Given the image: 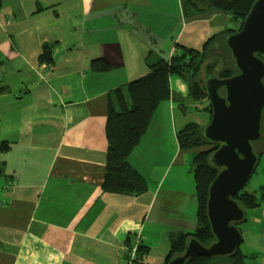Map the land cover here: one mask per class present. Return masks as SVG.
Wrapping results in <instances>:
<instances>
[{
    "label": "crops",
    "instance_id": "1",
    "mask_svg": "<svg viewBox=\"0 0 264 264\" xmlns=\"http://www.w3.org/2000/svg\"><path fill=\"white\" fill-rule=\"evenodd\" d=\"M139 5L154 9L151 0H0V143L7 142L0 152L7 170L0 180V264H133L136 244L146 248L140 264H165L169 233L195 230L197 208L185 204L195 197L188 157L178 149L167 157L163 144L165 125L180 117L173 103L183 108L187 98L175 76L169 85L180 100L158 106L127 158L146 191L126 196L101 188L107 94L142 75L148 53H125L124 43L141 41L139 32L117 26L128 16L152 34ZM105 10L115 32L92 19ZM221 16L202 31L179 12L174 44L198 49ZM43 44H54L50 67L37 60Z\"/></svg>",
    "mask_w": 264,
    "mask_h": 264
},
{
    "label": "trees",
    "instance_id": "2",
    "mask_svg": "<svg viewBox=\"0 0 264 264\" xmlns=\"http://www.w3.org/2000/svg\"><path fill=\"white\" fill-rule=\"evenodd\" d=\"M178 1L184 21L196 19L195 17L200 13H214L227 16L235 29L225 26L207 37L198 50L186 48L179 43L175 44V53L167 59L150 50L144 59L145 73L108 92L105 123L107 149L105 173L101 184L103 192L139 196L146 191L143 177L131 167L127 158L146 133L158 106L170 98L174 101L180 100L179 96L170 89V77L175 76L185 84L186 96L191 98L197 107L204 104L203 111L210 117L209 105L200 82L203 65L211 59H216L220 66L215 73L216 77L228 78L235 74L229 52L224 48L223 39L241 28V23L253 0ZM198 4H203V9L198 8ZM53 47L54 44L42 45L37 58L40 65L44 64L46 67L52 65L51 49ZM2 92L3 90L0 89V94ZM263 115L264 109L261 116V139L252 145L254 153L259 158L264 155ZM201 128L190 122L175 134L179 152L188 154L189 172L193 177L197 199L196 228L191 233H169L170 250L165 258V264L172 256L182 253L184 243L190 237L203 246H209L214 242L205 216V202L208 186L217 173V170L209 164L208 157L217 146L202 139ZM6 147L7 142H1L0 152H3ZM245 185L233 199L243 210H249L254 208L256 199L254 194L244 191ZM261 189L264 192V188ZM136 247L135 257L130 259L133 264H140L146 248L139 244H136ZM185 264H244V255L237 249L236 253L229 257H195L186 261Z\"/></svg>",
    "mask_w": 264,
    "mask_h": 264
},
{
    "label": "water",
    "instance_id": "3",
    "mask_svg": "<svg viewBox=\"0 0 264 264\" xmlns=\"http://www.w3.org/2000/svg\"><path fill=\"white\" fill-rule=\"evenodd\" d=\"M235 74L218 78L216 59L202 67L201 86L210 109L202 139L217 148L208 157L217 173L207 189L205 216L214 242L203 246L188 238L180 254L167 264H185L195 257H229L242 243L237 226L248 219L233 197L243 188L259 160L252 145L261 139L264 109V0H253L241 28L223 39Z\"/></svg>",
    "mask_w": 264,
    "mask_h": 264
},
{
    "label": "rangeland",
    "instance_id": "4",
    "mask_svg": "<svg viewBox=\"0 0 264 264\" xmlns=\"http://www.w3.org/2000/svg\"><path fill=\"white\" fill-rule=\"evenodd\" d=\"M151 2L154 4V9L152 11L146 10V7H142L140 5L138 7L139 10L137 11L138 16L140 15V17H142L143 15V17L149 22L150 26L148 28L152 31L151 35H149L148 31H145L146 33H148V35L143 34L141 31L146 28L144 24L140 20H139L140 23L138 24L136 21L131 19L132 17H128L127 14L124 15L125 11H122V15L127 16V18L122 17L121 19L122 25L121 23L118 24L117 31H119V29L122 27L124 32L125 30L130 32L133 29L139 32L138 38L141 39V41L124 43L123 51L125 53L127 51L131 53H135L137 47L138 51H140V49L142 48L145 50V53L151 50L153 53L167 59L170 57V53H169L170 49H173L171 55L175 53L174 39L181 25V20L179 18V12H180L179 2L178 0H151ZM197 6L198 8H202V9L204 7L203 4H198ZM108 14H110L109 11L105 10V12L100 13V15L93 14L92 19L95 20V24H98V28L104 27L107 31L111 30L115 32L116 27L115 26L112 27L110 25L111 23L110 15ZM215 15L217 14L200 13L195 17L196 19H198L197 21L196 19H193L187 21V23L194 24L198 30L199 29H201L202 31L208 30V26L206 25L207 23L205 24L204 22L208 21L211 17L213 18ZM222 16L221 18L223 19L219 18L213 23L208 24L211 25L213 29V34L220 31V29L222 30L225 26L228 28L235 29L234 25L229 22L228 17L227 16L222 17ZM221 20H224V22H221ZM124 32L122 35H124ZM185 35L188 36L187 34ZM130 36L131 35L126 34L124 37L130 38ZM187 39L188 38L185 37L184 41ZM192 44L193 43L182 44V45H184L186 48L192 49ZM198 49H194V50H198ZM145 71H146L145 67H143L142 74L145 73ZM118 76L120 77V75ZM173 104L175 106L176 112L179 113L180 117L178 116V119L168 121L167 124L165 125L166 129L163 136H165L168 139H166L163 144L165 148V153L169 158H172L174 156L175 150L178 149L175 131L178 130L181 125H183L181 118H183L184 124L193 122L201 127L206 126L209 121L208 113L203 111L204 104L197 107V105L189 97L183 100V108H180L177 102H174ZM1 109L2 107H0V110ZM263 119H264V115H263ZM154 143H157V141H155ZM161 148L163 147L161 146ZM184 155L187 156L188 154H184ZM181 159L182 158H179V161ZM178 162L175 164L172 163L170 164L171 169L167 177L170 180H172V177L175 175V172H179L180 170V165ZM6 171L7 170L3 168L2 164H0V172H1L0 180L4 179V176H6ZM169 179H167L168 182L170 181ZM0 182H1L0 184V193H1L2 181ZM261 188H264V155L259 158L253 174L251 175V177L249 178V180L247 181L244 187V191H246L247 193L254 194L256 199L254 208L248 210L249 212L248 219L237 226L242 236V243L240 244L238 251L245 256L244 264H264V215L262 213L264 208V192ZM241 192H243V190ZM193 201L194 202H192L190 198H186L185 204L190 205L192 203V205L195 204V207L197 208L196 196L193 197Z\"/></svg>",
    "mask_w": 264,
    "mask_h": 264
},
{
    "label": "built area",
    "instance_id": "5",
    "mask_svg": "<svg viewBox=\"0 0 264 264\" xmlns=\"http://www.w3.org/2000/svg\"><path fill=\"white\" fill-rule=\"evenodd\" d=\"M263 215H264V208H263V211H262ZM135 257V248H132L131 249V254H130V258H134Z\"/></svg>",
    "mask_w": 264,
    "mask_h": 264
}]
</instances>
